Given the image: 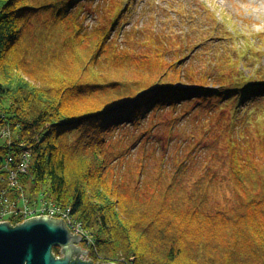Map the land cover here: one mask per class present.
I'll return each mask as SVG.
<instances>
[{"label":"trees","instance_id":"obj_1","mask_svg":"<svg viewBox=\"0 0 264 264\" xmlns=\"http://www.w3.org/2000/svg\"><path fill=\"white\" fill-rule=\"evenodd\" d=\"M88 1L0 0V132L9 127L17 133L14 143L9 145L0 136V176L4 188L11 191L9 171L28 153V169L18 178L23 191L13 196L24 195L31 200L42 193L56 205L70 209L92 236V247L98 250L97 258L102 264L133 257V264H264V184L248 190L246 184L256 181L255 171L259 167L252 158L246 160L241 155V147H236L232 163L239 195L231 205L221 207L213 201L216 183L205 174L193 181L188 176V161L177 160L174 171L167 170L163 161L148 192L140 185L133 190L134 195L122 167L134 156L138 145L141 144L139 149L145 145L143 136L148 139L153 128L141 132L130 146L112 134L128 125L140 127L156 111L183 107L190 100L206 106L215 98L222 100V88L226 85L217 84L220 79L214 73L207 75L210 84L159 82L134 93L119 92L122 86L118 81L93 82L95 77L88 71L83 72L88 80L82 82L63 77L56 84L49 82L38 87L23 77H13L15 68L20 67L23 72L25 69L21 63L25 59L19 60L12 53L14 46L25 43L29 18L45 22L36 37H58L52 29L62 24L68 13L82 11ZM68 25L74 34L66 39L72 41L65 40L64 48L71 49L72 45L93 37L91 33L84 38L87 34L81 20ZM153 31L152 27L148 33ZM111 33L102 27L97 36L104 40L99 54L114 55L109 47ZM156 38L157 34L149 40L155 49L152 53L163 56L166 43ZM89 71L93 72V68ZM182 77L194 78L190 74ZM256 78L258 82L245 84L264 83ZM111 85L122 94L113 92L116 90ZM65 106L73 109L63 111ZM8 158L14 159V163L8 165ZM147 165L140 166L148 171ZM205 236L208 240L202 239ZM212 238L221 239L223 244L211 241ZM53 252L60 257L59 248ZM91 256L96 258L92 253ZM97 258L91 261L100 262Z\"/></svg>","mask_w":264,"mask_h":264},{"label":"rangeland","instance_id":"obj_2","mask_svg":"<svg viewBox=\"0 0 264 264\" xmlns=\"http://www.w3.org/2000/svg\"><path fill=\"white\" fill-rule=\"evenodd\" d=\"M87 3L82 11L68 13L65 21L52 29L58 37L45 40L36 37L35 33L45 22L29 18L25 43L14 46L12 53L19 60L25 59L21 61L25 69L23 72L20 67L15 68L13 77H23L38 87L49 82L56 84L63 77L82 82L88 80V71L95 77L93 82L118 81L122 86L119 92L134 93L159 82L210 84L207 75L214 73L220 79L217 84L226 85L222 88V100L215 98L209 106L190 100L183 107L156 111L140 127L128 125L112 133L116 140L130 146L141 132L153 128L148 139L143 136L145 145L140 149L141 144L138 145L137 153L125 161L123 176L133 194L140 185L148 192L149 183L158 177L163 161L169 171L175 170L177 160L188 161V176L193 181L204 174L208 180L212 178L217 185L213 201L227 207L239 195L232 177V163L236 147H241V155L246 160L252 158L259 167L255 171L256 181L246 184L248 190L252 186L260 188L264 184V83L254 86L245 82H254L256 76L264 81V0H89ZM116 17L117 20H113ZM78 20L82 21L84 34H87L84 38L91 33L93 37L80 41L75 47L72 45L71 49L64 48L65 40L74 34L68 24ZM103 26L107 32H112L109 47L116 56L110 52L99 54L104 40L97 36ZM152 27L155 31L150 34ZM155 34L157 40L162 38L166 43L162 48L163 56L152 53L155 49L149 40H154ZM128 53L143 56H125ZM182 74L194 78L186 80ZM115 87L111 85L116 90L113 92L122 94ZM244 96L246 100H242ZM65 108L63 111L73 109ZM5 130L9 131V136H2L0 132L2 142L14 143L17 133L9 127ZM141 164L147 165L148 171L143 170ZM34 198L31 200L43 199L47 204H55L42 193ZM72 220L85 230L79 219L72 217ZM85 239L80 246L89 252L81 258L95 260L99 252L92 247L93 238L87 234ZM202 239L208 240L206 236ZM210 240L223 244L221 239ZM59 250L61 252V248ZM63 256L64 253H60V257ZM135 260L133 257L113 261L133 264ZM97 261L100 262L96 264L103 262L100 258Z\"/></svg>","mask_w":264,"mask_h":264},{"label":"water","instance_id":"obj_3","mask_svg":"<svg viewBox=\"0 0 264 264\" xmlns=\"http://www.w3.org/2000/svg\"><path fill=\"white\" fill-rule=\"evenodd\" d=\"M82 241L63 219L39 216L15 226L1 222L0 264H95L81 258L89 252L80 246ZM54 248H61L64 256L56 257Z\"/></svg>","mask_w":264,"mask_h":264},{"label":"built area","instance_id":"obj_4","mask_svg":"<svg viewBox=\"0 0 264 264\" xmlns=\"http://www.w3.org/2000/svg\"><path fill=\"white\" fill-rule=\"evenodd\" d=\"M1 134L2 136H9V131L4 129L1 131ZM28 158L29 154L26 153L23 161L9 171L7 179L11 188L10 192L4 188V180L3 177L0 176V223L10 222L15 226L34 217L49 216L63 219L74 235H81L86 241L85 237H87L89 233L83 229L82 225H76L75 221L73 222L70 209L62 208L53 203L47 204L43 199L41 201H33L24 195H19V197L13 196V194H17L21 190L20 185H18V178L20 174L26 173L29 165ZM12 163H14V159L8 158V165Z\"/></svg>","mask_w":264,"mask_h":264}]
</instances>
